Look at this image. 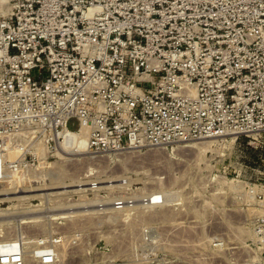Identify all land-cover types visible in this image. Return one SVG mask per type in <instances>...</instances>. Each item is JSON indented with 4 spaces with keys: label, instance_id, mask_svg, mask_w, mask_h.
<instances>
[{
    "label": "built area",
    "instance_id": "built-area-1",
    "mask_svg": "<svg viewBox=\"0 0 264 264\" xmlns=\"http://www.w3.org/2000/svg\"><path fill=\"white\" fill-rule=\"evenodd\" d=\"M80 128L91 158L230 134L264 149V0H0V180ZM63 240H1L0 264H57Z\"/></svg>",
    "mask_w": 264,
    "mask_h": 264
},
{
    "label": "rangeland",
    "instance_id": "rangeland-1",
    "mask_svg": "<svg viewBox=\"0 0 264 264\" xmlns=\"http://www.w3.org/2000/svg\"><path fill=\"white\" fill-rule=\"evenodd\" d=\"M226 138L204 152L184 143L95 158L57 151L0 184V241L62 235L57 264H264L255 237L264 215V149L246 135ZM90 187L103 190L105 202L120 196L123 208L97 211ZM154 193L163 204L145 207L143 196ZM29 217L40 220L22 222ZM25 264L36 263L26 255Z\"/></svg>",
    "mask_w": 264,
    "mask_h": 264
},
{
    "label": "bare ground",
    "instance_id": "bare-ground-1",
    "mask_svg": "<svg viewBox=\"0 0 264 264\" xmlns=\"http://www.w3.org/2000/svg\"><path fill=\"white\" fill-rule=\"evenodd\" d=\"M69 129L65 130V133L67 134H63L62 135V141L60 142V148L57 149V151L61 154V155H70V156H76V155H81V154H86L85 153V145H86V133H85V129L81 128L79 133H68ZM71 131V130H70ZM231 135V134H230ZM223 139V141L228 140L226 138L225 135H221V136H216V137H210V138H206V139H200V140H190L187 141L183 144V146L189 147L190 149H194V150H198V151H203L204 150V145L206 146L207 144H211L212 142H214V140L216 141L217 139ZM207 140V141H206ZM197 141V142H195ZM203 141V142H201ZM229 141H232V138H229ZM188 142H193V143H188ZM178 145V144H177ZM209 146V145H208ZM208 146H206L208 148ZM77 147L78 149L73 151L74 148ZM178 147V146H177ZM179 148V147H178ZM42 151V150H40ZM123 152V151H122ZM204 152V151H203ZM9 157L12 158V155H10V153L8 154ZM15 155V154H14ZM14 157V156H13ZM8 166L5 165V168H7ZM21 171V167H15V168H11V171H7L5 176H2V179L0 180V184L5 183L7 180L13 178V175L17 174L18 172ZM85 186V185H84ZM82 187V186H81ZM94 189V188H93ZM161 193H154L151 194L149 197H158V195H160ZM162 195V194H161ZM160 195V197H161ZM148 199V197H147ZM161 201H163V198L161 197ZM164 202V201H163ZM167 203V202H166ZM81 206V205H80ZM88 207V206H87ZM87 209V208H86ZM98 211V210H97ZM109 211V210H108ZM30 212V211H29ZM33 212V211H32ZM27 213V212H26ZM65 214V213H64ZM80 214V213H79ZM84 214V213H82ZM32 215V214H31ZM55 215V214H54ZM73 214H69L70 217H72ZM86 215V214H85ZM68 215L65 216H59V218H63V217H68ZM47 217V216H46ZM53 217V216H52ZM58 218V216L56 217ZM54 218V219H56ZM21 220V219H20ZM40 219L38 217H32V218H28L25 220H22V222H38ZM2 224V223H0ZM35 242L38 240H34ZM25 241H23L24 243ZM26 246L25 245V249L24 251H26Z\"/></svg>",
    "mask_w": 264,
    "mask_h": 264
}]
</instances>
